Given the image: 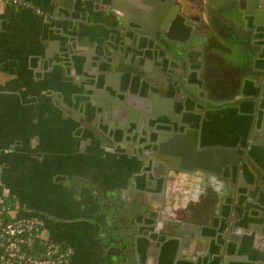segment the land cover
<instances>
[{"label": "crops", "instance_id": "obj_1", "mask_svg": "<svg viewBox=\"0 0 264 264\" xmlns=\"http://www.w3.org/2000/svg\"><path fill=\"white\" fill-rule=\"evenodd\" d=\"M25 1L30 8L0 5V183L10 190L22 214L43 220L49 240L71 249L67 264H264V196L254 186L264 185V176L256 165L249 164L256 173L254 182L246 170L244 182L238 183L237 211L230 208L229 199L223 200L229 191L227 181L201 173L177 175L172 180L175 190L189 182L196 197L202 194L188 202L193 205L190 213H177L178 220L190 216L198 234L183 248L178 236L169 237L153 261L147 235L149 206L155 202L146 195L149 186L141 163L116 145L117 140L125 142L117 130L120 120L126 121L130 113L143 116L151 106L158 115L174 106L181 113L175 123L181 129L189 125L194 130L202 123L198 137L203 146L236 145L247 135L243 124L252 119L245 118V112L222 110L228 106L227 100H220L226 93L213 99L222 102H214L204 98L205 90L223 92L224 87L239 85L235 98L258 104L257 83L263 74L253 72L254 48L246 45L249 53L243 58L252 73L230 75L224 84L212 85L204 73L211 67L190 64L185 57L186 68L199 85L175 81L174 91L167 84L168 66L146 46V37L160 36L167 21L169 37L181 43L188 38L172 0L158 1L155 8L145 0ZM169 16L171 20L165 21ZM238 22L243 29L242 20ZM257 22L261 25L256 28L263 29L264 17ZM198 47L193 56L200 55ZM259 55L255 66L263 69ZM214 60L226 63L222 54ZM245 76L256 79L244 84ZM198 90L203 93L198 95ZM245 92L255 96L242 97ZM184 105L193 111H181ZM199 108L208 109L202 122ZM253 108L254 116L258 108ZM96 109L108 116L103 125ZM232 130V135H224ZM254 156L264 166V154L255 149ZM169 199L164 205H177L184 212L188 203L175 199L174 205V198ZM230 221V227L234 221L237 226L227 229ZM238 227L242 232L233 233Z\"/></svg>", "mask_w": 264, "mask_h": 264}, {"label": "flooded vegetation", "instance_id": "obj_2", "mask_svg": "<svg viewBox=\"0 0 264 264\" xmlns=\"http://www.w3.org/2000/svg\"><path fill=\"white\" fill-rule=\"evenodd\" d=\"M158 1H162L164 3H168L169 0H150L152 3V8H155L157 6ZM175 4L178 5L177 8V15L179 16L180 22H182V25H185V30L187 32L188 38H186L185 42L181 43L178 42L180 39H172L168 35V27L169 23L166 18L165 21H167L165 24H162V31L160 36L158 34H154L151 37H148V39H153L154 43L157 44L161 50H163L164 54L160 52V49H155L154 46L152 47L149 45L150 43L147 40V48L157 57V60H160L161 64L165 62L168 66V71L170 72L169 78H167V84H170V87L174 91H176L177 86L174 84L177 79H175L176 76L184 75L182 78V81L179 77V85L181 84H188L193 86H198V82L193 81L191 78V75L189 71L186 68L184 58L187 57L188 59H191V63H198L200 66L209 65L211 68L207 69V76L212 85L215 82L223 83L225 82V79L228 80L230 78V75H243L244 73H252L248 68L244 67L245 62L243 61V58L246 57V54L249 53V48L247 47H253L254 48V60H253V67H254V74L259 72V67L255 66V60L258 57L259 54H264V30L263 29H257L256 27L261 25L257 24L258 19L260 16L264 17V6L261 4V0H172ZM108 4V3H107ZM105 3L104 5L107 6ZM132 4V3H131ZM214 5L216 7H214ZM111 10V8H110ZM238 12V13H237ZM258 13V14H257ZM262 14V15H261ZM250 20H248V17ZM247 17V20L246 18ZM242 20L244 23L243 29H241V25H239L238 20ZM178 24V23H177ZM181 25V27H182ZM243 33V34H242ZM242 34V35H241ZM239 35V36H238ZM155 36H158L160 39L155 38ZM219 36H223V38L230 40L231 45H225ZM161 40L165 43H161ZM178 42V43H177ZM188 42L193 43V46L189 44ZM186 45H189L188 48H186ZM246 45H249L246 47ZM172 46L173 51L170 52L167 47ZM192 46V47H191ZM199 46L200 48V55L199 56H193L195 55V52L197 51L195 48ZM193 48V49H192ZM196 50V51H194ZM223 55L224 59H226V63L223 65H220L217 60H214L216 58V55ZM169 57V59L165 57ZM193 56V57H192ZM264 58V57H263ZM192 60H194L192 62ZM211 60V61H210ZM176 62L177 65L175 63ZM214 62V64H212ZM161 64L159 65V68L161 70ZM219 64V65H218ZM261 65L264 66V62L262 61ZM258 68V69H257ZM188 71V72H187ZM201 72V71H200ZM203 73V72H202ZM180 74V75H178ZM258 75V73H257ZM261 78V77H260ZM245 83L248 82V80H254L256 77L252 79L250 76H245ZM257 83L259 87V93L263 94L264 92V77H262V81L258 80ZM241 84L242 82L239 81ZM165 84V83H164ZM168 84V85H169ZM239 84V83H238ZM166 85V84H165ZM211 85V86H212ZM246 87V86H245ZM169 88V87H168ZM201 88V87H200ZM204 89V86H202ZM201 88V89H202ZM225 90L223 92L213 90L212 87L208 88V90H205L206 96L204 98H211L212 101L217 102L219 101V98L217 100H213L216 96L224 95L226 93V97L222 98L220 100L228 102L227 105L229 106H238L240 101L242 99L238 98L236 99L235 96H237L240 92L239 85H234L233 87H224ZM242 88V87H241ZM171 89V88H170ZM247 89V87L245 88ZM241 91V90H240ZM153 91L151 94L147 95L148 97L153 96ZM203 93V91L198 90L197 94ZM204 93V94H205ZM178 93H176L177 95ZM175 95V96H176ZM214 96V97H213ZM228 96V98H227ZM260 98V95H259ZM115 99L111 100V103L113 104ZM258 100V99H256ZM219 101V102H222ZM183 102V101H182ZM185 104V102H184ZM262 105H264V94L262 97ZM155 106H151L144 111V118H141V115H138L137 117H127L126 121L124 119H121L119 128L117 129L118 132L123 137V140H125L124 143H120L119 140L117 147H121L123 151L126 153L129 152L130 155H132L134 158H137V160L141 163V173L146 179V184L149 186V192L146 194L149 199L153 198V201L155 202L153 206H149L151 210H149V216H148V224H149V230H148V239H149V251L148 256L150 259L155 261L158 258V250L161 245L164 244L168 240L169 237H177L180 239V235H185V242L186 244L189 242L190 239L194 238V236L198 233H196L194 230V227H192L193 222L189 218L190 216H185L183 220H178L177 213L180 215H183L184 213H190L192 208V204L188 203L189 201H193V199H197L202 197L201 193L198 194L196 197V191L194 187H192L189 182L188 185H185V188H182V190L178 187L176 190L174 189V186H176L172 180L177 177L179 174H192V173H201L204 176L214 177V178H220L224 181H227L229 185V191L222 195L223 200L229 199L230 208L232 210L235 209L237 206V200H238V174H240V168L242 167L241 161L245 158L242 156V160L238 165H232L231 169L229 171L225 172L224 167H221L220 174L218 173V176H212L210 172L205 173L202 170L194 171L193 169L189 171L180 170V167L177 168H169L168 163H165L162 161L159 156L167 157H178V165L181 164V156L179 155H170L166 153H161L160 148L161 144L165 143L166 141H163L162 135L165 133H168L167 131H163L159 127H162L164 129H168L169 132L173 131L175 129L177 132L181 131V127L175 124L177 122L176 118L179 117L181 113L176 110L174 106L172 108L166 107L164 108V112L161 113V115H158L156 112L157 110L154 109ZM181 111L188 110L193 111L187 108V106L181 107ZM193 109V108H192ZM201 110V108H199ZM264 109L258 108L256 109V113L253 116V113H248L244 116L248 117L251 116V124H243V128L245 129L247 133V137L241 138L240 141L237 143L243 144L245 147L247 146L249 142V137H251L253 131H258L256 127H254L256 120L257 124L260 129L263 127L264 122ZM96 114L99 115L100 118V125H103L105 122V119L108 118V116L102 114V112L98 111L96 109ZM100 112V113H99ZM180 114V115H179ZM161 117H166V119L163 121L161 120ZM245 117V118H246ZM98 118V119H99ZM203 118H205V112L204 110H201L200 112V119L201 122L203 121ZM179 122V121H178ZM108 125V124H107ZM185 130L189 129L187 125H185ZM192 131H195L197 133V139L199 133L203 129L202 123H200L199 128H193L190 127ZM120 130V131H119ZM162 130V131H161ZM100 135L102 133L100 132ZM168 140V139H167ZM200 144L202 146L201 140ZM123 145V146H122ZM212 146V145H211ZM233 146V145H232ZM116 147V148H117ZM119 147V148H120ZM106 148L105 146L103 147ZM120 148V149H121ZM118 149V148H117ZM201 149H205L202 147ZM244 154V153H243ZM169 158V162L171 164H174V158ZM168 158V157H167ZM157 161V162H156ZM165 164L166 168H161V164ZM250 164V161H248ZM217 165V163H215ZM234 167V169H233ZM155 169L159 172L157 175L155 174ZM223 173V176H222ZM217 174V173H216ZM236 181L233 184V180ZM160 188L156 193V186ZM162 187V188H161ZM232 187V189H231ZM232 190V192L230 191ZM253 190V189H252ZM151 194V195H150ZM201 194V195H200ZM156 197H159V199ZM170 200L169 202L173 201L171 199L174 198V205L176 204V201H183L188 203L184 209V212L181 211L182 209H179V206L175 205V207L172 205L166 204L164 205L166 198ZM176 199V201H175ZM159 200V201H158ZM198 200V199H197ZM151 201V199H150ZM172 203V204H173ZM153 210H152V208ZM233 217L231 218V220ZM175 223L177 225H175ZM231 221L228 223L227 229L230 227ZM189 225V226H188ZM197 225V224H196ZM178 232V233H177ZM180 246L183 248V239H180Z\"/></svg>", "mask_w": 264, "mask_h": 264}, {"label": "water", "instance_id": "obj_3", "mask_svg": "<svg viewBox=\"0 0 264 264\" xmlns=\"http://www.w3.org/2000/svg\"><path fill=\"white\" fill-rule=\"evenodd\" d=\"M145 1H146V3H151L150 0H145ZM261 1H262L261 2L262 6H264V0H261ZM104 4L105 3L103 1L100 2L101 6H105ZM263 30H264V28H263ZM155 38L160 39L158 36H155ZM146 39L156 49H160V47L154 43L153 39H148V37H146ZM161 43L165 44L162 40H161ZM167 49L170 52L173 51L172 46L167 47ZM160 52L162 54H164L163 50H161V49H160ZM263 56H264V54L259 55L260 58H263ZM261 73L263 74V77H264V69L261 70ZM176 78H178V76L175 77V79ZM251 84H253V83H251ZM263 94H264V92H263ZM263 94H261V98H260L258 104H256L255 100L246 101L243 103L241 101L238 104V106H236V107L228 105L225 107V109H222V110H230V111L233 110L235 113L236 112L243 113L244 111H245V114H247L248 112L252 113V112H254V108H253L254 106H257V108H260ZM241 96L253 98L255 95L252 93L248 94L245 92V93H242ZM246 105H249L250 108L246 109L247 108ZM203 110L207 111L208 109L203 108ZM130 117H131V113H130ZM141 118H144V117L141 115ZM249 118L251 120V116H249ZM256 124H257V120H256L254 127H256L258 129V131L252 132V135H251V137H249V142H248L246 147L241 143H236V145H233V146L221 145V144H214L212 146H203V145L201 146L200 138L198 137V139H197V133H195V131H192L190 129L189 125H188L189 129H187V130L181 129L180 132H177L175 129H173V131H171V132H169L168 129H163L164 131H167L168 133H165L164 135H162V138H163L162 140L166 141V142L162 143L160 145L161 146V148H160L161 153H166V154H170L173 156H175V155L181 156V164L180 165L177 164L178 160H179L178 157L167 156L168 157L167 158V157L159 156V158L162 161H164L165 163H168L169 168H171V167L177 168L179 166L180 170L189 171V170L193 169V167H194V171L202 170L203 172L205 171V173H208V172L212 173L211 174L212 176L219 177L218 173L219 174L221 173L220 172L221 167H224V169H226V171H229L231 169L232 165H238L240 163V161L242 160V156H243L245 158L240 163V164H242V167L240 168V174H238V178H239L238 183L242 184V182H244V173L246 170L251 174V179L254 182L255 177H256V173L253 172L248 161H250L251 163L256 165L259 169V172L264 176V166L261 165V163H259L255 159V156H254L255 149L260 150L261 154H264V122H263V126H262L263 128L262 129H260V127ZM230 135H232V134L230 133ZM246 137H247V135H246ZM202 147H204L205 149L204 150L201 149ZM170 157L174 158V161H175L174 164H171L168 161ZM215 163H217V165ZM160 166H161V168H166L165 167L166 165L163 163ZM233 169H234V167H233ZM155 171H156L155 174L157 175L159 172L156 169H155ZM222 176H223V173H222ZM254 186H255V189L258 190L259 193L263 194V196H264V185H258V184L254 183ZM231 192H232V190H231ZM234 210L237 211L236 208ZM237 224H238V222L234 221V222H232L231 226L232 225L237 226ZM250 228L252 230L258 229V227H256V226H251ZM233 231H234L233 233L242 232L241 228H239V227L234 229ZM180 239H183V245H186L184 234L180 235ZM180 239H179V241H180ZM229 239H233V237L231 235H229Z\"/></svg>", "mask_w": 264, "mask_h": 264}, {"label": "built area", "instance_id": "obj_4", "mask_svg": "<svg viewBox=\"0 0 264 264\" xmlns=\"http://www.w3.org/2000/svg\"><path fill=\"white\" fill-rule=\"evenodd\" d=\"M0 5L30 8L25 0H0ZM42 15L40 9H33ZM10 190L0 189V264H67L72 251L49 240L41 218L22 214L17 203L9 201ZM39 240L40 248L27 252L24 245Z\"/></svg>", "mask_w": 264, "mask_h": 264}, {"label": "trees", "instance_id": "obj_5", "mask_svg": "<svg viewBox=\"0 0 264 264\" xmlns=\"http://www.w3.org/2000/svg\"><path fill=\"white\" fill-rule=\"evenodd\" d=\"M1 183H0V189H1ZM7 200H8V202L9 201H11V200H13V197L10 195L8 198H7ZM24 247V249L27 251V252H33V248H40V243H39V240H37V239H32L31 241H30V244L28 245V244H26V245H24L23 246Z\"/></svg>", "mask_w": 264, "mask_h": 264}, {"label": "rangeland", "instance_id": "obj_6", "mask_svg": "<svg viewBox=\"0 0 264 264\" xmlns=\"http://www.w3.org/2000/svg\"><path fill=\"white\" fill-rule=\"evenodd\" d=\"M245 112V111H244ZM243 112V113H244ZM238 113V112H237ZM243 113H238V115H242ZM232 134V133H234V131L232 130V131H224V135H228V134ZM225 143H227V142H230V140L229 139H225V141H224ZM181 190H182V188H180Z\"/></svg>", "mask_w": 264, "mask_h": 264}]
</instances>
